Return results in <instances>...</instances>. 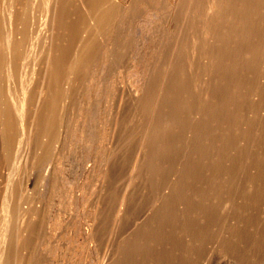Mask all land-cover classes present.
I'll use <instances>...</instances> for the list:
<instances>
[{"label": "bare ground", "instance_id": "obj_1", "mask_svg": "<svg viewBox=\"0 0 264 264\" xmlns=\"http://www.w3.org/2000/svg\"><path fill=\"white\" fill-rule=\"evenodd\" d=\"M17 1L2 0L0 2V72L2 71L3 73L5 71L6 73L4 74H7L6 78L7 76L11 77L14 67H10L9 63H15L19 60L23 48L30 51L41 49L44 52L43 62L45 63L43 77H41V82L39 81L40 86L37 88L29 118L25 115L27 110L24 111V105L26 103L24 104L25 101L21 102L22 97L17 98L13 96L15 93H9V91L11 92V87L6 94V98H10L9 100L14 104V111L1 113V135L5 142H2L4 146L1 145V147L6 146L8 149L7 154L11 153L10 148L14 146L16 148V145L13 146L12 144L15 143L14 140H19L16 137L21 133L19 129L22 127L25 138L23 136L21 138L23 137L26 141V143L24 142L26 144V157L22 165H25V172H28L29 169L34 168L35 170L38 166H42L47 157L50 156L51 148H53L52 145H57L62 140H68L70 147L77 145L92 147L93 145H97L98 161L95 175H98V179L102 185L94 206L93 222L89 224V234L91 241H93L92 243L95 242L97 244L96 249L98 245L101 244L102 246L101 241L105 239V252L108 251L107 256L104 254L106 257H98L100 259L97 264H191L192 260L198 257L202 247L206 245L204 243L205 239L200 237V235L202 236L206 232L201 233V231L209 227L212 216L214 217V214L218 211L208 201L221 199L224 196L225 198L230 196L228 199H231V201L227 200L229 201L228 203L232 202V205L229 204L231 209L227 207L231 211V215H229L231 221L229 230L227 231L229 234L226 237L223 236L225 240L222 245L225 244L230 249L238 250L239 245L244 239L243 236L247 231H251V227L254 226L256 220H261L255 218L254 212L255 206L261 205L262 207L261 201L264 200V197L262 198L263 200L261 199V194L264 193V169L261 170L259 168L263 174L255 172H253L255 174H251L249 172L248 175L240 173L242 174L241 176H234L236 179L234 177L235 181L232 179L234 186L231 183L233 189L229 191V196L226 195L225 191L214 192L210 195L199 194L198 192L196 195L197 197L199 195L197 199L200 201V204L195 205L198 203V200H196L197 203L195 202L192 205L191 201L188 203V199L190 198H188L189 196L188 194L186 195V192L189 190L187 188L188 181L194 177L193 175V177L191 176L192 170L199 167L203 161L201 160L200 163L198 162L199 160L197 161L198 157L201 158L204 155L202 151L204 153L207 147L216 149L218 140L222 138V136L219 137L222 135L221 130L228 128L227 131H233L236 125L238 128L241 126L234 120L238 119L237 115L233 121L231 118L233 117L231 113L234 114L233 108L239 102L237 103L238 93L236 96V93L233 91V89L236 90L237 86H234L235 88L232 89L230 82L234 83L233 80L238 77L235 78L237 75L233 73V69H230L227 70V77L223 76L224 80L221 78V82L218 69L224 72H226L224 68L228 69L221 62H228L230 64L231 62L233 64L235 62H237L236 64L239 62L251 63L252 51H258L257 48L260 46L254 47L252 50V41L257 24L255 21L259 22L260 19L264 18V0H43L44 6L40 11L42 21L39 24L41 27L38 25V28L34 21L37 18L34 14L35 7L33 3L35 0L32 2V5L31 0H26L25 4H22L23 8L18 6L19 3ZM21 29H23L22 32L20 31ZM261 46L264 47L263 44ZM41 50L40 52H42ZM259 53L263 52L259 51ZM259 53L257 54V60L260 59ZM262 55L264 56V54ZM115 62H136L132 65L135 78L131 83L132 98L130 103L132 102L133 109L130 108L132 104L129 106L134 111L132 118L137 122V125L132 129L133 134L131 133L130 135L129 133V137L133 135L132 138L136 137L135 134L137 135V142L134 148H132L133 153L129 148L131 141L135 142V140L133 139L129 143L127 140H123L124 135L118 136L116 134V124L119 123L120 118L119 110L124 109V105V108H120L118 104L119 110L117 111L113 108V111L116 112L111 111L113 114L109 113L110 110H108L110 96L114 90L112 87H107L108 84H104L102 77L103 73L106 72L104 71L105 68L109 65L111 67V64L114 66ZM186 62L193 63L191 64L195 69H193L194 71L197 70L194 62H205L206 69L202 66L204 68L202 75H206L205 77L203 76L204 81L201 80L202 83L200 81L202 75H200L201 78L199 80L197 79L201 84L194 85L197 84L194 83L193 86L192 83L190 84L192 79L189 80L188 74L194 75L193 77L195 78V74L198 72H194L193 74L191 64L187 65L188 63ZM218 63H221L220 66L222 67L219 68ZM236 64H234L235 66L231 65L236 67L238 66ZM199 65L197 66L199 67ZM244 66H247V64ZM188 68L191 71H188ZM204 70L206 71L205 73ZM234 70L235 72L238 71L237 69ZM255 70L257 71V69ZM244 72L245 76L246 73H249V71ZM104 76L106 77V75ZM81 78L85 79V84L82 87V94H79L82 97L79 100L78 110H75L77 113L74 111L76 115L72 119L69 130L68 127L65 128L64 111H66L67 101L74 89H81L80 84H77L79 88L75 87L77 86L76 83H78L77 80ZM241 79L242 77L238 81H241ZM248 80L250 81V79ZM244 81L247 82L246 79L240 82H243V86L246 83ZM221 83H225L227 87L223 88ZM253 86L251 85V88ZM261 88L264 89L262 86H258V89L255 90L258 91L260 89L262 91ZM25 91H27V88ZM248 91L246 90L247 93ZM250 92L252 94V89ZM240 93L242 94L243 92ZM8 94L10 97H8ZM253 95H255V92ZM253 95L250 96L252 97ZM23 97L25 100L26 97ZM240 97H242V101L245 99L243 95ZM28 99L27 97L26 100ZM101 102H105L104 107L100 105ZM244 102L240 106H243ZM101 104L103 105V103ZM121 104L123 103L120 102ZM263 104L264 101L262 102ZM70 106L73 109V105ZM3 107L6 108L5 106ZM262 107L264 108V106ZM242 111L238 110L241 113ZM128 113L126 111L125 114L131 116ZM125 117L123 116L122 118ZM111 118L114 126L111 125L113 127H109ZM128 118L131 119V117ZM189 119H192V122L189 123ZM127 120L129 121V119ZM131 121L133 122L134 120L132 119ZM231 121H235L236 125L232 123L233 126L235 125L234 127L230 124ZM258 122L261 125V122ZM122 123L126 124L125 121ZM228 124L233 127L231 128L232 130L229 129L230 125ZM227 125L228 127H226ZM246 126L245 123L243 128ZM235 129L237 128L235 127ZM118 130H120V125ZM242 131L243 137L246 134H243ZM226 132L223 133V137L225 138L222 140L225 142L226 137H229L227 141L229 144H232L233 140L230 143V136ZM259 132H256L257 134L254 136L259 135L258 138L260 139L261 133ZM261 132L264 131L262 130ZM238 133L240 134V128L236 134ZM261 137L264 138V136ZM233 139L235 140V137ZM246 139L243 141H246ZM249 139L252 141V138ZM18 140H16V144ZM106 140H109V142H106ZM236 141L235 143L239 145V141ZM261 141L260 139L258 142ZM246 144L247 142L245 146ZM228 146L225 145L221 148L225 147L226 149V147L230 148L232 146L230 150H234L233 145ZM203 147L205 148L204 150ZM246 147L245 151L248 152L249 146ZM250 148L252 147L250 146ZM60 152V154H56L62 157V151ZM127 152H131L132 157L127 164L128 172L125 176L123 175L124 178L122 179L121 172L124 170L123 165L125 164ZM249 152H252L251 149ZM261 152H264V150ZM208 153L212 154L210 151ZM227 157L229 158V155ZM226 158L224 159L223 157L224 161ZM173 159L177 161L175 169L171 165ZM195 161H197L196 164L200 165H196ZM209 163H211V160ZM215 163L218 166L217 161ZM205 166L207 167V165ZM215 167L213 169L216 170L214 172L217 174L219 170ZM253 167L255 166H251V168ZM213 169H208V171L213 172ZM220 169H222L221 166ZM251 170L254 171L255 168ZM194 173L198 178V174L201 172H198L197 175L196 172ZM211 175L215 176L214 174ZM200 177L202 176L200 175ZM206 177H209V174ZM201 180L198 178L199 183H201ZM195 184H193V187H195ZM208 186L210 187L211 185ZM217 187L218 185L215 188L218 189ZM155 188H157L158 193ZM52 189L50 188V190ZM190 189L192 188L190 187ZM153 190L156 191L157 196L154 197V200L150 199L152 202L147 203L149 207L147 205L148 208L146 207V210L142 209L144 212H141V208H138L139 205L136 207V204L142 202V197L146 201L144 197L147 196L148 192H154ZM209 190L212 189L209 188ZM150 193L148 194L149 196H151ZM259 197L260 199H258ZM206 199L209 200L206 201ZM257 200H260L258 202L260 203L259 205H257L258 203L256 204ZM71 202L73 203L74 200L72 199ZM71 202L70 204H72ZM114 202L115 204L113 205L112 203ZM140 205L142 204L140 203ZM33 206L30 205L31 208ZM226 206L224 207L226 208ZM111 208H113L112 211ZM225 208L222 209L224 212ZM3 209V213L1 211L3 221H0L2 223H0V228H2L3 233L0 232L2 233L1 239L3 238L4 245L0 248V264H32L36 259V262L39 260L38 256L40 254L43 258L47 252L48 254H52L50 251H55L53 247L51 248L50 244L44 243L47 240L38 243L41 240L39 238L40 230L43 229L42 226L46 223L44 222L46 218L40 214L42 210L39 212L35 208L33 210L29 208L23 213L21 209H18L17 214L12 217L9 215V209H6V207ZM222 210L220 209L219 211ZM110 212L114 214L112 213V215ZM109 215L112 216V223L110 224L112 227L110 229L109 226V230L107 229L108 232H106V228H108L106 220L111 217ZM132 221L134 224L132 229H124L123 225L127 222L131 224ZM47 223L48 228L53 230L59 222L47 221ZM120 227L122 230H120ZM263 228L262 226L259 229L263 230ZM198 233H200L199 236ZM248 234L250 233L248 232ZM215 241L216 244L217 242L221 244L223 240L217 241L216 239ZM105 243L103 242V244ZM225 245L223 248L226 247ZM68 250L66 252L64 250L65 254L60 251L63 253V255L60 254L62 260H68L69 262L66 261L68 264L87 263L88 250L87 254L85 253V257L83 256L84 259L81 260L77 257L76 251ZM242 251H240L241 253L239 251V253L236 252L237 254H235L234 258L239 264L248 259V256L246 257L247 254L245 255L244 252L242 254ZM55 253L53 254L55 255ZM42 258L38 261L39 264H52L49 258L44 257L46 260H42ZM55 258L52 260L54 261ZM193 263L196 264L197 260ZM53 264H57V262H53Z\"/></svg>", "mask_w": 264, "mask_h": 264}, {"label": "rangeland", "instance_id": "obj_2", "mask_svg": "<svg viewBox=\"0 0 264 264\" xmlns=\"http://www.w3.org/2000/svg\"><path fill=\"white\" fill-rule=\"evenodd\" d=\"M25 1L26 0H20V1L18 0L17 1L19 3L18 6H20V8H23V5L25 4ZM33 1L34 0H31V5H32V2ZM20 2H22V3H20ZM33 4H34V7H35L34 14L38 18V19L35 18L34 21H35V25L38 28V25L40 24V21H42L41 20L42 19V16H40V11H41V9H43L44 3H43V0H35ZM255 22L257 24H256V27H255L256 28L255 29L256 31L254 30L255 31V34L253 36V41H252V47H253L252 50L254 49V47L257 48L259 45L260 46L262 44L264 45V18L262 20L261 19L259 20L260 23L257 22V20ZM39 26L41 27V25H39ZM137 29H138V27H137ZM257 29H258V31H257ZM20 31L22 32L23 29H21ZM21 34H19V36H21ZM258 34L261 35V36H259ZM260 41L262 42V44H261ZM260 46L258 47L259 49H261L263 47V46H261V48H260ZM258 48H257L258 51H255V50H253L255 52L252 51V54L255 55L256 57L252 55L251 63L250 62H246V63L245 62H239L238 64H236L237 62H235L234 64H236L238 66L234 67L235 65L232 62H231V64L234 65V66H232L228 62H225V63L224 62H221L222 65L224 67L226 66L228 69H226V68L223 67L224 70H226V72L220 71V69H218V72L221 74V75L219 74L220 80H221V78H223V76L227 77V75H228V74H226L227 73V70H230V69H233V71H234L233 73L235 75H237L236 77L234 75L233 76L235 78L238 77L237 79H234L233 80L234 83H236L235 85H234L233 82H230V84H232V89L237 86L236 90L233 89V91L236 93V96H237V93H238V101H237V103L239 102V104H235V106L233 108L234 114L231 113L233 115V117H231V118H232V121H233L234 117L236 118V115H237V118L238 119L240 118L239 121H237L238 119L237 120L234 119L237 124L241 125V126H239V128H240V134L239 133L236 134V132H237V130L239 128L237 127L235 121L234 122L231 121L230 124L231 125H232V123L235 124L236 126L235 125L234 126L237 129H235V127L232 125L234 127L233 131H229V130L227 131L228 128H225L224 130H221L222 135H220L219 137L222 136V138H220L218 140L217 147H215L216 149H210L208 147L205 149L203 147V150L205 149V152L203 153V151H202V154H204V155L202 157L200 156L201 158H199V157L197 158V161L199 160L198 161L199 163L201 162V160H203L200 163L201 165L198 164V163L196 164L197 161H195V164L196 165H200L202 167L199 166V167H196V168H194L192 170L191 176L193 175L194 177L192 176L193 179L191 178V180H189L188 181L189 183L187 184V186H188L187 188L189 189V190L188 189L187 190L189 192L187 191L188 193L186 192V195L188 194V196H189L188 198H190V199L187 198L189 200L188 203L191 201L190 203H192V205H194L195 202H196V200H198L197 198L199 197V195H198V197L196 195V194H198V192H199V194L200 193L201 194L204 193V194H209L210 195V194H212L214 192H222V191H225L226 192V195L229 196V194H230L229 191H231L233 189V186H234V181H235L234 178L236 179V177L241 176L242 174L248 175L249 172L251 174H255V173H257V174L258 173L259 174L262 173L263 174V172L261 170L264 169V155H263L264 152H261V151L264 150V148H263V146H264L263 145L264 144V142H263L264 138L261 137V136H264V132H261V131L262 130L264 131V125H262V124H264V114L262 115V113L264 112V108L262 107V106H264V104L262 105V102L264 101L263 100L264 99V96H263L264 95V91H263L264 89L261 88L263 92L260 89L258 91L255 90V89H258V86H260V87L262 86L264 88V85H263L264 83H262V82H264V77H263V75H264V61H263L264 58H262V57H264L262 55V54H264V47L261 50H259ZM27 50L28 49H24L23 48L21 50V53H20V56L21 57H19V60L17 62H15V63L14 62L13 63H11V62L9 63L10 64V67H12V68L14 67V70L12 71L11 77H8L7 76V78H6V75L7 74H4L6 72L5 71L3 73H2V71L0 72V77H1L0 78V91H1V93H0V98H1L0 99V110H1V112H0V125L1 126H2V124H1L2 123V121H1V113L2 112H4V113L5 112H9L10 113V112H13L14 111V104H13V102L11 100H9L10 98H6V96H7L6 94L8 93L10 87H11V92L9 91V93H15V94H13V96H16L17 98H21L22 97L23 100L21 99V102H24L25 101L24 104L25 103L26 104L24 105V111L27 110V112H25V115H27V118H29V114H30V111L32 109L33 102L35 101L34 98L36 96L37 88H38V86H40V82H41V79H42L41 77H43L42 74H43V71H44V63H45V62H43V54H44V52L41 49L40 50L43 53L40 52L39 49H38L39 52L37 50L36 51L35 50H32V51L28 50V52H27ZM259 51L260 52L262 51L263 53H259ZM23 53H24V55H23ZM258 53H259L258 56L260 57L259 60H257V58H258L257 57V54ZM29 55H30V57H29ZM31 56H32V59H34V60L31 59ZM27 59H28V61H27ZM36 59H38V60H36ZM115 63L113 64L114 66H112V64H111V67L109 65L107 68H105L104 71H106L107 73L106 72L103 73V77H102L104 84L105 85L108 84L107 87H112V89L114 90L113 94H111V96H110L108 110H110L109 113H112L113 114V112L119 110L118 104H119L120 108L123 107V105H124L125 108L124 107L123 108L125 109V111H124V109H120L121 112L119 110V117H120L119 118V121H118L119 123L116 124V127L118 129H119V125H120V130L121 131L116 128V134H118V136L124 135L123 140H127L128 142L131 141V140H133V139L135 140V142L134 141H131V143L129 142L130 143V148L129 149H130V151L132 150L131 152L133 153V149L132 148H134L135 143L137 142V135L135 134L136 137L134 136L135 138H132L133 135L131 137H129V133L131 135V133L133 132L132 129H134L135 125H137V122L135 121L134 118H132V116L134 115V111L132 110L133 109V104H132V102L130 103V101H131V98H132L131 97L132 96V84L131 83H132L133 79L135 78V72L132 69V65H133V63H136V62H115ZM186 63H188V62H186ZM191 63L192 62H189L187 65H190ZM221 63L220 64L218 63L219 64V68L222 67V66H220ZM192 64H191V66H192ZM246 64H247V66H244ZM194 65H195V68L197 69L196 71H194L195 69H194L193 66H192L193 68L191 66H188V67H191L193 74H194V72L195 73L198 72V73L195 74V78L193 77L194 76L193 74H192L193 76H191V74L190 75L188 74L189 80L192 79L190 81V84L192 83V86H193L194 83H197V84H194V85L201 84L202 81H204V77L206 76L204 74L202 75V73H203L202 70L206 67L205 62H198V63L197 62H194ZM197 65H199V67ZM200 66H201V68H200ZM202 66H204V68ZM42 67H43V69H42ZM234 69H237L238 71H240V70H242V71L241 72H238V71L235 72ZM255 69H257V71ZM188 71H191V70L188 68ZM248 71H249V73H246ZM119 72H120V74H119ZM192 72H190V73H192ZM205 72L206 71L204 70V73ZM243 72L246 73V76H245V74H243ZM2 74L5 76V78H4V76ZM104 75H106V77ZM200 75H202V78L203 79L200 77ZM107 76H109V77H107ZM240 77H242V79L244 78V79L247 80V82L244 81V82H246V83H244V86L242 84L243 82L240 83L244 79L243 80L241 79V81H238L240 79ZM22 78H23V80L24 79L25 80L23 81ZM84 78H81V79H78L77 80L78 83H76V85L77 84H80L81 89L78 87L79 85L75 86V87H78L79 89H74V91L72 92V95H71L73 97L70 96V98L68 99L67 105H66V108H65L66 111H64V123L66 125L65 128L68 127L69 130H70V127H71V124H72V119H73V117H75V115L77 113L75 110H78L79 100H81V97H82L79 94H82L81 92L83 91V88L82 87L85 84L84 83V80H85ZM105 78L108 81H106ZM108 78H110L111 80L108 79ZM199 78H201L200 81L202 80L201 83H200V81H198ZM82 79H83V81H82ZM195 79L196 80L198 79V80L196 81ZM248 79H250V81ZM193 80H195V82H193ZM222 80H224V78ZM222 80H221V82H222ZM248 81H249V83H248ZM129 83H130V85H129ZM14 84H16V85L14 86ZM223 84H225V83H223ZM223 84L221 83V85H222L223 88L227 87L226 84L225 85H223ZM245 85H246V87H245ZM251 85H254L253 86L254 88L253 87L251 88ZM23 86H24V88L25 87L27 88V91H25L26 88L24 89ZM239 86L241 88H243V89H241ZM238 89L241 90V91H239ZM251 89L253 91L252 94H250L251 93L250 92ZM246 90L247 91L250 90V91H248V93L249 92L250 93L248 94L246 92ZM240 92H243V93L241 94ZM254 92H255V95H253ZM16 93H17V95H16ZM23 93L26 94L27 96L24 95ZM22 94H23V96L26 97L25 100H24V97L22 96ZM247 94L249 95V97H247L248 96ZM242 95L244 96L243 98H245L244 99L245 102H244V100L242 101V97H240ZM250 95H253L252 97H254V96L255 97L252 98ZM76 96H79L80 98L79 97L76 98ZM260 96H262L263 98L260 97ZM8 97H10L9 94H8ZM27 97L29 98L28 100H26ZM122 97H123V99H122ZM75 100H78V101H75ZM118 100H121V101H118ZM120 102L123 103V104H121L122 106L120 105ZM242 102H244L243 103V106H240L242 104ZM101 103H103V105ZM101 103H100V105L102 107H104L105 106L104 105L105 102H101ZM131 104H132V106H130ZM70 105H73L72 108L74 110L70 108L71 107ZM115 105H117V106H115ZM3 106H5L6 108H4ZM129 106L132 109H130ZM117 107H118V109H116ZM113 108L115 109V111H113ZM238 110H241V111L243 110V111L241 113V112H238ZM262 110H263V112H262ZM74 111L76 113H74ZM111 111H113V112H111ZM126 111H128L131 114V116L130 115L129 116L126 115L125 114ZM236 111H237V113H236ZM132 112H133V114H132ZM122 114H123V116H126L125 118L129 119V121L127 119H125V118H122L123 117ZM128 117H131V119L128 118ZM27 118H26V120H27ZM244 118H245V121H244ZM256 118H257V120H256ZM132 119L134 120L133 122L131 121ZM247 120H250V121H247ZM27 121H26V123H27ZM124 121L126 122V124L125 123H122ZM240 121L243 124L242 123L240 124ZM251 121L254 124H252ZM258 121L261 122V125H259V122ZM190 122H192V119L189 121V123ZM245 123H246V125H247L246 127L248 129L246 127L243 128L245 126ZM111 124L113 125L112 118L110 120L109 127H113L114 126V125L112 126ZM127 124H130V125L127 126ZM230 124H228V125H230ZM228 125L226 127H228ZM250 125H252V126H250ZM1 126H0V143H2V142L5 143L4 142V139H3L2 135H1ZM230 126H229V129L233 128L232 126L231 127ZM241 127H242V129H241ZM246 129L247 130H250V131H247ZM254 130L257 133L260 131L259 132V133H261L260 134V139L262 140L261 142L263 144L261 142H258V141H260V139L258 138L259 135H256V137L254 136L255 134H257ZM257 130H259V131H257ZM20 131H21V133L19 135L17 134L19 137L17 136L16 138H19V140L20 139L21 140L20 141L18 139H16V140H18L21 143L19 144V142L17 141V144H16V140H14L15 143L12 144V145L13 146L16 145V148H15V146L14 147H11L10 148L11 149V153H8L7 154L8 149L6 148V146L3 147L4 144L3 143L0 144V179H1L0 180V218L1 219L3 218V215L1 214V211L2 210L4 211V209H3L4 207H6V209H9L10 210L8 212H9V215L12 216V217H14V215L17 214V212H18L17 210L18 209H21L23 213H25L29 208H30V210H33L35 208L36 211H39V212L42 210V212H40V214L44 218H46L45 219L46 221L44 220V222H46V223L43 224V226H42L43 229L40 230V233H39V236L40 237L39 238H41V240L38 239L39 240L38 243L39 242L41 243V242H44V240H47L44 243L50 244L51 248L53 247V249H55V251H50V252H52V254H50V253L48 254V252H47V254H44L43 258L41 257L42 255L40 254L38 256L39 257V260L41 258H42V260H44L45 258H47V259L49 258L50 263H52V264H53V262L54 263L57 262V264H68L66 262L68 260H66V261L65 260H62V256H61V255H63V253L65 254V252L68 249L69 250H72V251H76L77 257L80 258V260L81 259H84L85 253L87 254V250H88L89 253H88V258H87V263L86 264H97V262H98V260L100 258L106 257L108 255V251L105 252V250H106L105 239H103V241H101L103 247L100 244V245L97 246V249H98L97 250L96 249V245L97 244H95V242L92 243L93 241H91L90 234H89V224L93 222L94 206H95V202H96V200L98 198V195L100 194V190H101L100 188H101V185H102L101 184V181L98 179L99 178L98 175L97 174L95 175V168H96L97 161H98V158H97L98 157L97 156V154H98L97 145H93L92 147H83V146H80V145L70 147V144H69V141L68 140H66V141H63L62 140V141L58 142L57 145H55V144L52 145L53 148H51V153L49 154L50 156L47 157V159L45 160V162H44V164L42 166H38V168L40 170L38 168H35V170H34V168H33V169H29L28 172H25L26 171L25 170L26 167H24L25 165H22V164H24V160H25V157H26V154H25L26 153V149H25L26 148V144H25L26 141L24 139L25 138V134L23 133L22 127H20V129H19V132ZM128 131H130V132H128ZM241 131L243 132V134H246V135H243V137H242ZM253 131L255 132V134H254ZM224 132H226V134H228L230 136V139L232 138L231 140L229 139L230 143L233 140L232 141V144H229L228 141H227L229 137H226V139H225L226 141L225 142H224V140H222V139L225 138V137H223V133ZM232 132H234V133H232ZM120 133H121V135H120ZM228 135H226V136H228ZM21 136H23L24 138L23 137L21 138ZM245 136L246 137L247 136H250V137H247V139H248L247 140ZM233 137H235V140L233 139ZM249 138H252V141L253 142L250 141L251 139H249ZM244 139H246V141H243ZM235 141L236 142L239 141V145L240 146L237 143H235ZM254 141H256V142H254ZM106 142H109V140H106ZM132 142H133L134 145L132 144ZM246 142L248 144V145L246 144V146H249L248 147L249 150H247L248 152L245 151L247 149V147L245 146V143ZM22 143H24L25 145L22 144ZM249 143H250V145H249ZM221 144H222V146H221ZM234 144L235 145L237 144V145L235 146ZM258 144H259V146H258ZM1 145H3V146L1 147ZM225 145L226 146L229 145L228 147H230V145H233V149L235 150V152H234V150H230V148L232 149V146L230 148H227L226 147V149H225V147L224 148H221V147H223ZM243 146H245V147H243ZM250 146L254 150L252 148H250ZM23 147H24V149H23ZM259 147H261L263 149H261ZM217 148H218V150H217ZM207 149L210 152H212V154L208 153L209 151ZM220 149H222L224 151V153ZM250 149H251L252 152H249ZM59 150L62 151V157H61V155H59L61 153ZM215 151H216L217 154L215 153ZM231 151H233V152H231ZM131 152L130 153L127 152L125 164L123 165V169L124 170L122 169L123 171L121 172L122 179L124 178L123 175L125 176L127 174V172H128L127 171V169H128L127 164H128V162H130L129 159L132 157V153ZM56 153H59L58 154L59 156ZM234 153L235 154L237 153V154L235 155ZM213 154H215V155H213ZM228 155H229V158L227 157ZM5 156H6V158H5ZM208 156H210V158H208ZM258 156H260V157H258ZM223 157H224V159L226 158L225 161H224ZM230 157H232V158H230ZM238 157H239V159H238ZM219 158H221V159H219ZM12 159H13V161H12ZM48 159H49V161H48ZM53 159H54V162H53ZM213 159L217 161L218 166L215 163L216 161H214ZM252 159H254V160H252ZM18 160H19V162H17ZM210 160H211V163H212V160H213V163L212 164L209 163ZM218 160H220L221 162L218 161ZM260 160H262V161L260 162ZM228 161H232V162H228ZM219 162L221 164H224V163L225 164L224 165H221ZM233 162L235 163V165H234ZM46 163H47V165H46ZM171 163H172L171 164L172 165V168L175 169V167L177 166V161L175 159H173L171 161ZM205 165H207V167ZM215 165H216V167H215ZM260 165L263 166V167H261ZM22 166L24 167V169H23ZM220 166L222 167V169H220ZM251 166H255V167L251 168ZM257 166H259V167H257ZM92 167H94V168H92ZM214 167L215 168H218L217 170H219V171H217V174L214 172V170H215V169H213ZM207 168L209 170H212L213 169V172L208 171ZM254 168H255V170L252 171L251 169H254ZM60 171H62V172H60ZM59 172H60V174H59ZM194 172H196V175L198 174V172L199 173L201 172L200 174H198V178L200 180H201V178H203V180H201V183H199L198 178H197V176H195V173ZM253 172H255V173H253ZM20 173H22V174H20ZM204 173H205V175H204ZM240 173H242V174H240ZM61 174H64V175H61ZM208 174H209V177H206V176H208ZM211 174H214L215 176H212ZM200 175L202 177H200ZM234 176H236V177H234ZM53 180H55V181H53ZM12 181H14V182H12ZM69 181H70V183H69ZM204 181L207 183L206 184L207 186L208 185H211L212 187L211 186L210 187L209 186L207 187L205 185V182ZM52 182H54V183H52ZM195 182H196V184H195ZM14 183H15V185H14ZM55 183H56V185H55ZM202 183L204 184V187H203V184ZM231 183L233 184V186H231L232 185ZM58 184L60 185V187H59ZM193 184H195L194 185L195 187H193ZM217 185H218V187H217L218 189L215 188ZM52 187H53V189H52ZM58 187H59V189H57ZM70 187H71V189H70ZM190 187L192 189H190ZM17 188H19V189H17ZM50 188L52 190H50ZM209 188L212 189V190H209ZM119 190H121V189H119ZM155 190L158 193L157 188H155ZM155 190H153L155 193L152 192V191H150L151 193L148 192V194L150 193V195L153 196L152 198H151V196H149L147 194V196L144 197L146 201H144L143 200V197H142L141 201L143 203L142 202H139V203L137 202L138 204H136V207L139 205L138 208L139 209L141 208V210H140L141 212H144L143 210H146L149 207V204H147V203H151L152 202V200H150V199H153L154 200L155 199L154 197L157 196V193H156ZM191 190H193V191L191 192ZM194 190H197V191H194ZM20 191L23 192V193H21ZM64 192H66L65 193L66 195L64 194ZM191 193L193 194V196L194 195H196V196L193 197ZM20 195H22V196L20 197ZM261 195H262V197H261V199H262L264 197L263 196L264 193H262ZM66 196H69V197H66ZM206 196H208V195H206ZM192 197H193V199L196 197L194 199V201H193ZM69 198L71 200L73 199L74 202L72 203ZM210 198H212V197H210ZM228 198H230V196ZM228 198L227 197L225 198V196H224L221 199L220 198L219 199H212V200L208 201L209 204H213V206L218 210L216 212V214L218 213V215L214 214L215 216L214 217L212 216V219L213 220L212 219L210 220L209 227L208 228L207 227L204 228L205 230L204 231L202 230L203 232L201 231V233L206 232V233L202 234V236L204 235L203 237L200 235V233H198V236L200 235V237L202 239L203 238L205 239L204 243L206 245L203 246L204 248L202 247V249L200 251L201 254L199 253L200 256L198 255L199 258L197 257L196 259H193L192 261L193 262H196V260H197V263L196 264H239V263H237L236 259H234L235 258V254H237L236 252H238V251L240 252V251L243 250L242 251V254L244 252L245 255L247 254L246 257L248 256L247 257L248 259H246L244 262H242L243 264H247V263L248 264H264V232H263L264 231V228H263V230H260L259 229V228H262V226L264 227V222H263L264 221V212H263L264 211V206H263V204H264V202H263L264 200L263 199L264 198L262 199L263 201H261L262 202L261 203L262 204V207H261V205H259L260 203H258V202H260V200H257L256 204L258 203L257 205H259V206H257V207L255 206V212H254V214L256 215L255 218H257L258 220L261 219L260 221L262 223L260 221H257V220L255 221L254 226L251 227V231H247V233L243 236L244 239L242 240V243L239 245V247H238L239 249L238 250L237 249H235V250L234 249H230L225 244L224 245L227 248L226 247L223 248L224 245H222L224 243L225 237L229 234L227 231L229 230L228 228H229V224H230V221H231L230 216H229V215H231L230 214L231 211L229 210V209H231L230 208L231 206L229 204L232 205V202L231 203H228L229 201H231V199L229 200ZM46 199H48V200H46ZM67 199H69L68 200L69 203H68ZM201 199H202V197H201ZM258 199H260V197ZM11 200H13V201H11ZM207 200H209V199H206V201ZM4 201L6 202L5 204H4ZM224 201H226V202H224ZM70 202L72 204H70ZM197 202H196L197 204H195V205L200 204L199 203L200 202L199 200ZM7 203H9V204H7ZM140 203L142 205H140ZM112 204L114 205L115 202L112 203ZM30 205L31 206L34 205V206L31 208ZM147 205H148V207H147ZM226 205H228V206H226ZM7 206H9V207H7ZM15 206L17 207V209H16ZM42 206H43V209H42ZM219 206H221V207H219ZM224 206H226V208ZM224 208H225V212H224V210H222ZM220 209L224 212V214H223L222 211H219ZM112 210H113V208H111V211ZM226 210H228L229 213ZM3 211H2V213H3ZM110 213L112 214L113 212H110ZM258 214H260V215H258ZM46 215H47V217H46ZM225 215H228V216H225ZM109 216H111V215H109ZM1 219H0V221H3V219L2 220ZM109 219H111V220H109ZM50 220H52V221H50ZM47 221L48 222L58 221L59 223H58L57 227L52 230L51 228L50 229L48 228ZM107 222H108V224H107ZM111 223H112V216L106 220V226L108 225L107 226L108 228H106V232H108L109 226H110V229H111V227H112V225H110ZM131 224H133V221H132ZM131 224H129L128 222L125 223L123 225L124 229H126V230L132 229V227L134 226V224L133 225H131ZM210 226H211V228H210ZM0 227H1V225H0ZM1 229L2 228H0V231L2 232ZM120 230H122V228ZM207 230H208V232H207ZM248 232L250 234H248ZM2 233L0 234L1 235L0 236V241H1L0 242V248H2V246L4 245L3 244L4 243L3 242V238L1 239ZM216 233H218V234H216ZM254 234L257 235V236H255ZM217 236H218L219 239L217 238ZM223 236H225V237H223ZM42 238H44V239H42ZM216 239H217V241H222V240L223 241H222L221 244H220V242L219 243L217 242V244H216V241H215ZM103 242L105 244H103ZM214 246H216V247H214ZM103 248H105V249H103ZM99 249H100V251H99ZM64 250H65V252H64ZM103 250H104V252H103ZM60 251H62L63 253L60 252ZM232 251L233 252L235 251V252L233 253ZM53 253H55V255L57 253L58 254L55 256ZM100 253H103V254H100ZM52 255H54V256H52ZM59 255H60V257H59ZM102 255H104V256H102ZM99 256H100V258H98ZM53 258H55L54 261L52 260ZM56 259H58V260H56ZM36 260L33 261L32 264L38 263L39 260L37 262H36ZM63 261H65V263H63ZM193 262L191 264H195ZM242 263H240V264H242ZM70 264H72V263H70Z\"/></svg>", "mask_w": 264, "mask_h": 264}]
</instances>
